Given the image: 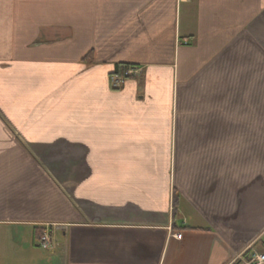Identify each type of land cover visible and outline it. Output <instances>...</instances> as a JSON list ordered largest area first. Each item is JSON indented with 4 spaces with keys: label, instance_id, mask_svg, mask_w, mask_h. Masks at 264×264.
Segmentation results:
<instances>
[{
    "label": "crops",
    "instance_id": "obj_1",
    "mask_svg": "<svg viewBox=\"0 0 264 264\" xmlns=\"http://www.w3.org/2000/svg\"><path fill=\"white\" fill-rule=\"evenodd\" d=\"M254 254L264 0H0V264Z\"/></svg>",
    "mask_w": 264,
    "mask_h": 264
},
{
    "label": "built area",
    "instance_id": "obj_2",
    "mask_svg": "<svg viewBox=\"0 0 264 264\" xmlns=\"http://www.w3.org/2000/svg\"><path fill=\"white\" fill-rule=\"evenodd\" d=\"M134 73H137V71H133V70H126L124 72L123 75L121 76H115V75H112L110 76V82H111V85L113 87H117V85L121 82V80L124 78V77H127V76H130ZM176 237H179L180 235L179 234H175ZM42 242L44 243V246H48V242H49V237L47 235H44L42 238H41ZM246 264H264V254H254L252 256H250L248 262Z\"/></svg>",
    "mask_w": 264,
    "mask_h": 264
},
{
    "label": "trees",
    "instance_id": "obj_3",
    "mask_svg": "<svg viewBox=\"0 0 264 264\" xmlns=\"http://www.w3.org/2000/svg\"><path fill=\"white\" fill-rule=\"evenodd\" d=\"M34 233H35V235H36L37 238H41L42 235H43V233H44V229L43 228H39V229L37 228V229H35V232Z\"/></svg>",
    "mask_w": 264,
    "mask_h": 264
}]
</instances>
